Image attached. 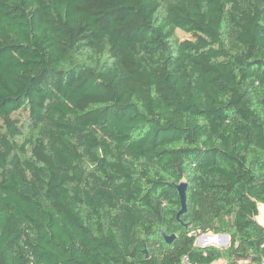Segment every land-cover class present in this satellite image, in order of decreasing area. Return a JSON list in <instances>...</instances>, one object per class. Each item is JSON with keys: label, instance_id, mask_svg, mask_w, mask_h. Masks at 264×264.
<instances>
[{"label": "trees", "instance_id": "trees-1", "mask_svg": "<svg viewBox=\"0 0 264 264\" xmlns=\"http://www.w3.org/2000/svg\"><path fill=\"white\" fill-rule=\"evenodd\" d=\"M260 205L264 0H0V264H257Z\"/></svg>", "mask_w": 264, "mask_h": 264}, {"label": "rangeland", "instance_id": "rangeland-1", "mask_svg": "<svg viewBox=\"0 0 264 264\" xmlns=\"http://www.w3.org/2000/svg\"><path fill=\"white\" fill-rule=\"evenodd\" d=\"M177 38L183 39L187 36L186 33L177 30L176 31ZM13 117L18 119L19 125H21L24 131V135L18 138V141H22L24 137H26L29 134L27 122H26V113L25 112H16L13 114ZM259 223L264 225V221L259 220ZM224 234H214V233H207L205 234V237L202 238L204 241H199V238H201L203 235L198 236L195 245L197 246H214V247H225L228 243H224V239L222 237ZM222 262H217L215 264H221Z\"/></svg>", "mask_w": 264, "mask_h": 264}, {"label": "water", "instance_id": "water-1", "mask_svg": "<svg viewBox=\"0 0 264 264\" xmlns=\"http://www.w3.org/2000/svg\"><path fill=\"white\" fill-rule=\"evenodd\" d=\"M176 189H177V192L179 194V199H180V203H181V210L177 214V219H179V216L181 214H183L186 210V205H185V202H186V196H185L186 185H185V183H181V184L177 185ZM162 236H163L166 243H171L173 241V239L175 238V235L172 234L170 236H167L163 232H162ZM222 237L224 239V243H228V236L222 235ZM199 241H204V239L199 238ZM143 252L146 253V250L144 249Z\"/></svg>", "mask_w": 264, "mask_h": 264}, {"label": "built area", "instance_id": "built-area-1", "mask_svg": "<svg viewBox=\"0 0 264 264\" xmlns=\"http://www.w3.org/2000/svg\"><path fill=\"white\" fill-rule=\"evenodd\" d=\"M257 220H258V222H259V220L264 221V205H260L259 206ZM204 236L205 235H203L201 238H203ZM182 263L183 264H187V259L186 258H183ZM239 264H247V261H242ZM257 264H264V260H262L261 262H259Z\"/></svg>", "mask_w": 264, "mask_h": 264}]
</instances>
